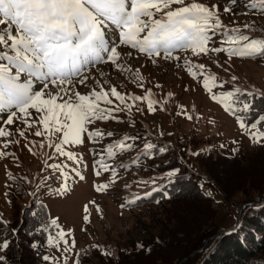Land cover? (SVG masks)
Here are the masks:
<instances>
[{
    "label": "snow or ice",
    "instance_id": "snow-or-ice-1",
    "mask_svg": "<svg viewBox=\"0 0 264 264\" xmlns=\"http://www.w3.org/2000/svg\"><path fill=\"white\" fill-rule=\"evenodd\" d=\"M238 2L225 0L223 12L237 15L234 6ZM246 7L264 15V0H250ZM229 24L236 25L237 22L233 19ZM257 32L259 36L253 35ZM216 37H222L219 45L215 43ZM131 50H135L136 58L143 55L153 64L157 62V57L175 60L177 67H181L179 62L182 57L176 53H185L183 66L193 78L203 77L200 83L210 99L233 116L242 133L254 143L264 139V129L261 128L264 112L256 107L257 100H264V92L254 86L251 89L240 86L235 75L229 79L218 78L207 70L205 63L194 64L186 55L190 51L195 57L204 55L210 60V53H225L229 60L233 57L264 58V26L257 25L255 21L243 23L242 28L229 27L221 19L220 4L213 0H0V114L7 113L5 119H0V158H17L10 151L12 146L21 144L17 136L25 141L24 147L36 155L33 151L36 142L28 139L31 135L45 138L47 147L54 148L48 160L53 156L66 157L77 165L71 167L46 160L45 164L51 172L41 178L29 195L35 196L50 182L62 181L57 192L67 191L68 181L73 178L69 172L83 180L85 177L79 168L83 163L82 155L65 146L83 144L85 134L89 141L96 143L105 137H113L112 131L105 132L95 124L106 120L119 122L116 113L128 111L131 115L132 106L127 100H147L149 112L156 110L153 105L159 101L154 98L151 89H147L144 96L131 93L126 96L117 90L116 85L107 79L102 83L94 74L104 77L100 66L109 65L121 74H130L137 86L143 88L140 70L133 72L127 63L134 57ZM213 62L228 72L229 69L219 61ZM37 84L40 85L39 89L36 88ZM81 85L91 90L82 93L77 90ZM105 85H108L107 89ZM226 85L230 87L225 89ZM214 88L222 91H213ZM171 96L172 93H168V97ZM109 97H114L119 103L114 105ZM257 113L258 117L255 115ZM12 126H15L14 130ZM54 137L59 142H55ZM139 139V136L124 134L122 138L109 143L104 151L109 157H114L117 151L125 152L135 147L134 143L128 141ZM39 147L44 148L45 143L41 141ZM220 147L224 148L225 145L221 144ZM156 148V144L148 142L142 151L151 157L152 150ZM158 151L166 152L167 146L159 147ZM137 162L138 158L133 161ZM97 164L99 169L96 168ZM65 168L69 171H65ZM100 169L110 173L112 182H115L118 170L105 161L103 154L94 164L96 176L101 175ZM178 171H169L166 176L172 178ZM8 179L17 187L22 186L10 172ZM19 179L28 185L36 182L35 177L29 178L27 175ZM137 183L152 185L149 191L143 193V197L160 190L155 177ZM6 187L10 188L11 185L6 184ZM107 187L108 184L96 185L97 191ZM143 197L137 194L126 204L135 203ZM84 219L88 221L89 218L86 215ZM0 224L6 225L7 221L0 217ZM53 229L57 231L53 232ZM44 231L49 233L47 246L55 248L60 256L45 254L43 261L46 264H69V253L76 244L74 239L69 243L66 238L71 235V230L66 232L58 223V218H52ZM10 243L7 238L0 241V251L7 250ZM32 247L38 248L39 245L34 243ZM73 255V264H80L82 253ZM104 255L112 253L105 250ZM4 260L5 257L0 255V264Z\"/></svg>",
    "mask_w": 264,
    "mask_h": 264
},
{
    "label": "rangeland",
    "instance_id": "rangeland-1",
    "mask_svg": "<svg viewBox=\"0 0 264 264\" xmlns=\"http://www.w3.org/2000/svg\"><path fill=\"white\" fill-rule=\"evenodd\" d=\"M213 2L220 4L221 19L229 27L240 26L242 28L243 23L251 21H255L259 26H264V15L246 7V3L250 0H239L234 6V12L237 13L235 16L231 12H223L225 0H213ZM243 13H247V15ZM233 19L237 22L236 25L229 24V21ZM220 39L222 37L214 38L216 45L220 44ZM131 51H133L134 57L127 63L131 65L133 72L136 69L140 70L143 77L141 81L144 85L143 88L137 86V82L131 78L130 74H121L109 65L100 66V69L105 73L104 77H99L98 73L94 74L102 83L107 79L111 84L116 85L117 90L126 96L129 93L144 96L146 90L151 89L154 98L159 101L153 105L156 110L149 112L147 100L135 102L127 100V103L132 106L131 115L128 111H124L116 113L120 118L119 122L115 120L97 121L95 127L103 129L105 132L112 131L113 137H105L101 142L96 143L89 141L85 134L83 144L65 146L66 149L82 155L83 163L79 165V168L85 178L80 180L79 177H75L73 173L69 172L73 178L68 181L67 191L57 192L62 181L50 182L47 188L42 187L34 196L39 203L47 208L50 219L58 218L61 228L66 232L71 230V235L66 238L69 243L74 239L76 244L72 252L69 253V264H73V254L76 252L84 254L91 252L92 249L102 248L103 252L107 250L112 253L111 257H115L122 247L131 243H144L148 237L157 233V224L163 209L155 206L130 209L128 208L129 204H126V201L134 199L137 194L143 197V193L152 187L151 184H138L137 181H150L155 177L160 189L162 181L168 178L165 172L155 166L162 158H157L153 152L151 157L143 153L142 149L145 143L165 144L157 146L158 153H160L158 149L161 146L167 145L174 149L170 156L179 158L185 163L189 172L196 174L205 182H210L211 176L215 174V172H211L210 166L213 156L220 155L225 159L232 160L243 154L250 155L255 147L264 148V139L259 143H254L242 133L236 119L226 113L221 105L210 99L200 83L203 79L202 76L193 78L189 74V71L183 66L185 53H176L182 57L179 62L181 67H177L178 62L175 60H164L157 57V62L153 64L143 55L136 58L135 50ZM186 55L194 64L205 63L207 70L215 73L218 78L229 79L235 75L240 86L249 89L254 86L264 92V58L233 57L229 60L225 53H210V60L208 56L204 55L195 57L190 51ZM213 61H219L229 69L228 72L218 67ZM157 85L160 87H156ZM107 87L108 85H105V89ZM229 87L226 85L225 89ZM77 90L86 93L91 88L81 85ZM213 91H222V89L214 88ZM168 93H172V96L168 97ZM109 98L113 100L114 105L119 103L114 97ZM138 108L140 110H137ZM188 116L192 118L188 119ZM5 118L6 116L0 114V119ZM128 121H135V123L131 124ZM14 129L15 126H12V130ZM124 134L136 135L140 139L127 142L134 143L133 149L125 152L117 151L114 157H109L104 149L109 143L122 138ZM17 138L21 139V144L12 146L10 151L14 152L18 159L11 156L0 158V213H3V216L10 213L5 196L8 189L6 184H9V172L17 178L25 175L29 178L35 177L36 182L30 185L33 191L41 178L51 172V169L47 168L45 164L46 160L48 163L77 167L66 157L53 156L51 160H48V156L53 155L54 148L47 147L45 138L29 135L28 139L36 142V147L33 149L36 155H32L24 147L25 141L22 138L18 136ZM53 140L59 142L55 137ZM41 141L45 143L44 148L39 147ZM233 141L236 143L234 144ZM221 144L225 147L221 148ZM233 149L236 151L233 152ZM179 152L181 153L179 154ZM46 153L47 155H45ZM192 153L198 154L193 155ZM100 154H103L107 163L117 168L118 175L115 182H112L110 173L103 172L102 169H100V176L95 175L94 164L100 159ZM137 158L138 162L133 163ZM121 165H127V167ZM96 168L99 169L98 164ZM65 171H69V169L65 168ZM98 184H108V187L97 191L96 185ZM126 185L129 187H125ZM203 190L214 198L213 208L219 213L223 224L227 227L238 223L249 207L247 205L235 206L240 200L239 197H235L232 204L226 202L215 187H204ZM27 201L29 199L24 202ZM122 204L125 206L121 207ZM85 206H87V210H85ZM86 215L89 218L88 221L84 219ZM55 231L57 230L54 229ZM45 252L48 255L60 256L55 248H49L47 245Z\"/></svg>",
    "mask_w": 264,
    "mask_h": 264
},
{
    "label": "trees",
    "instance_id": "trees-1",
    "mask_svg": "<svg viewBox=\"0 0 264 264\" xmlns=\"http://www.w3.org/2000/svg\"><path fill=\"white\" fill-rule=\"evenodd\" d=\"M256 107L264 112V100H257ZM167 147L164 153L152 150L162 158L155 166L165 173L179 169L178 173L163 180L159 191L128 205L130 209H163L157 233L144 243L122 247L115 257L104 255L102 248L92 249L79 257L80 264H264V148L255 147L250 155L232 160L213 156L210 166L215 174L205 182L189 172L179 158L171 157L174 149ZM18 183L22 186L9 180L11 188L5 196L10 213H0L7 221L0 224V241L7 238L11 242L7 250L0 251L5 257L2 264H46L42 257L49 234L44 231L50 221L48 210L29 195L30 185L19 178ZM204 187L217 188L230 204L239 197L235 206H249L238 223L231 227L223 224L213 208L214 198ZM26 199L29 201L24 202ZM34 243L39 247L33 248Z\"/></svg>",
    "mask_w": 264,
    "mask_h": 264
}]
</instances>
